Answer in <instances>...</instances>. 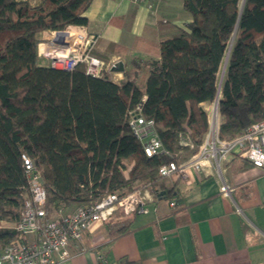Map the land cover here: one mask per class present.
I'll return each instance as SVG.
<instances>
[{
    "label": "trees",
    "instance_id": "16d2710c",
    "mask_svg": "<svg viewBox=\"0 0 264 264\" xmlns=\"http://www.w3.org/2000/svg\"><path fill=\"white\" fill-rule=\"evenodd\" d=\"M92 2L0 0V250L17 237L3 223L16 225L30 198L22 154L41 172L53 219L109 194L162 198L160 167L197 154L210 125L203 104L218 95L221 139L264 120V0H183L187 30L161 43L159 59H134L121 82L40 62L41 35L85 26ZM138 105L165 153L147 157L129 127Z\"/></svg>",
    "mask_w": 264,
    "mask_h": 264
},
{
    "label": "crops",
    "instance_id": "0c3cea01",
    "mask_svg": "<svg viewBox=\"0 0 264 264\" xmlns=\"http://www.w3.org/2000/svg\"><path fill=\"white\" fill-rule=\"evenodd\" d=\"M85 17L82 27L97 39L92 53L115 82L132 71L134 59H159L161 43L193 21L183 0H93ZM139 75L143 85L146 71ZM203 107L210 117L213 103ZM224 182L232 188L230 198L220 191ZM164 186L171 195L149 202L147 213L96 226L72 243L73 257L59 264H100L98 254L105 257L101 264H264V170L234 155L221 171L214 165L189 169L185 178L164 179ZM122 226L127 230L117 233Z\"/></svg>",
    "mask_w": 264,
    "mask_h": 264
},
{
    "label": "built area",
    "instance_id": "2783aa9c",
    "mask_svg": "<svg viewBox=\"0 0 264 264\" xmlns=\"http://www.w3.org/2000/svg\"><path fill=\"white\" fill-rule=\"evenodd\" d=\"M130 1L135 4L152 2ZM72 34L73 38L58 42L52 37L43 39L39 44L40 59L47 60L48 65L55 69L73 71L79 66H85L88 75L106 76L104 62L92 53L97 42L96 37L89 36L82 26H74ZM116 66V63L111 64L109 70ZM219 99L218 95L210 114L209 130L197 154L186 161L170 162L161 166L159 176L162 179L176 175L185 178L189 169L199 172L208 165H214L221 171L223 162L234 155L241 156L254 167L264 170V120L251 125L232 139H221ZM128 124L141 142L147 157L166 152L154 121L142 115L141 105L130 112ZM187 144L192 146L190 140ZM21 159L30 198L25 201L21 218L15 225L17 237L0 250V264H59L68 261L73 257L72 243L81 241L87 232L108 223L118 214L125 219L133 214H145L148 212V203L155 199L154 193L148 188L136 190L126 196L109 194L94 205L79 207L71 212L60 211L55 218L49 219L45 209L47 194L42 184L41 172L27 154H22ZM220 191L224 197H231L232 188L225 182ZM174 205L172 202L171 206ZM97 259L100 264L105 262L103 254H98Z\"/></svg>",
    "mask_w": 264,
    "mask_h": 264
},
{
    "label": "bare ground",
    "instance_id": "6f19581e",
    "mask_svg": "<svg viewBox=\"0 0 264 264\" xmlns=\"http://www.w3.org/2000/svg\"><path fill=\"white\" fill-rule=\"evenodd\" d=\"M73 27L74 26H71V27H69L66 31H64V32H60L61 34H62V36H56V33L57 32H55V34L52 36V38L54 39V41L55 42H58V41H60L61 39H68V38H73V34H72V31H73ZM41 48H43V46L41 47Z\"/></svg>",
    "mask_w": 264,
    "mask_h": 264
},
{
    "label": "rangeland",
    "instance_id": "374dc122",
    "mask_svg": "<svg viewBox=\"0 0 264 264\" xmlns=\"http://www.w3.org/2000/svg\"><path fill=\"white\" fill-rule=\"evenodd\" d=\"M243 1L244 0H240V4L242 5L243 4ZM42 41H43V39H42ZM84 67V66H83ZM85 68V67H84ZM224 69H225V65H223V67H222V69H221V72H220V78H223V75H224ZM135 216V214H133L129 219H131V218H133ZM117 217H119L120 219H123V220H129V219H125V218H123L121 215L119 216V214H118V216H116V217H114L113 218V221H115V220H117ZM118 218V219H119ZM3 224H5V223H3ZM8 226H15V224L14 223H8L7 224Z\"/></svg>",
    "mask_w": 264,
    "mask_h": 264
},
{
    "label": "water",
    "instance_id": "95a60500",
    "mask_svg": "<svg viewBox=\"0 0 264 264\" xmlns=\"http://www.w3.org/2000/svg\"><path fill=\"white\" fill-rule=\"evenodd\" d=\"M245 1V0H244ZM243 1V2H244ZM226 64H227V62L225 63V66H226ZM122 65V64H121ZM124 70V68H123V66L121 67V71H123ZM166 194V192L165 191H163V192H161L158 196L159 197H162V196H164Z\"/></svg>",
    "mask_w": 264,
    "mask_h": 264
}]
</instances>
